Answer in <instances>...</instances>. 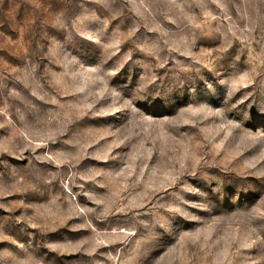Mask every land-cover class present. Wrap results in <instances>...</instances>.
Masks as SVG:
<instances>
[{
    "label": "rangeland",
    "instance_id": "rangeland-1",
    "mask_svg": "<svg viewBox=\"0 0 264 264\" xmlns=\"http://www.w3.org/2000/svg\"><path fill=\"white\" fill-rule=\"evenodd\" d=\"M0 264H264V0H0Z\"/></svg>",
    "mask_w": 264,
    "mask_h": 264
}]
</instances>
